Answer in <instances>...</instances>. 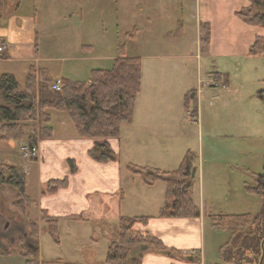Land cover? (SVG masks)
Listing matches in <instances>:
<instances>
[{"label": "crops", "instance_id": "0c3cea01", "mask_svg": "<svg viewBox=\"0 0 264 264\" xmlns=\"http://www.w3.org/2000/svg\"><path fill=\"white\" fill-rule=\"evenodd\" d=\"M22 0H17V2ZM33 13L27 18L31 27L27 38L21 43L0 41L6 47L8 59L0 63L22 64L25 76L39 68L47 70L53 79L78 80L79 75L98 69L102 61L101 46L103 25L110 17L116 25L130 13L138 24L150 28L148 34L157 41L184 39L187 31L195 35L199 44V23L209 26V43L204 49L205 60L213 66V75L228 88V69L241 59L254 64L255 55H263L264 50L250 52L257 38L264 37V27L250 25L236 15V12L248 8L251 0H30ZM3 6L0 5V9ZM183 11L186 12L183 16ZM167 20L168 28L161 31L151 27ZM182 30L179 36L176 27ZM134 41L142 33L138 25ZM263 28V29H262ZM36 41H44L51 52L35 48ZM69 42L75 43L71 48ZM44 50V53L42 51ZM127 55V54H126ZM142 63L141 91L137 96L133 112V121L122 125L118 139L107 141L111 151L117 155L116 161L98 163L88 156L95 142L79 138L75 128L65 112L47 109L50 117L47 124L51 128V137L39 140L38 155L35 161H27L34 181V194H28L29 174L26 173L27 195L34 200L30 207L37 209L35 221L38 226V238L34 252L35 264H105V255L109 240L106 221L120 217H150L146 222L137 221L132 230L143 235L158 238L167 249L191 255L194 261L173 260L166 251H146L140 264H208L218 247L228 239L215 233L207 216H233L255 214L262 201L247 195L242 188L244 182H251L250 174L255 173L257 164L244 162L248 150L241 149L240 161L229 158L225 147L214 145L199 151L195 162L197 189L194 202L199 208V218L160 219L157 217L164 202L165 185L156 182L145 185L137 176L131 175L126 164L140 167L173 171L183 154L176 152L182 135L183 97L190 89H182L177 74L184 72L180 65L173 67L162 64L172 62L175 55L167 53L139 54ZM263 58V57H262ZM236 61L231 63L230 60ZM63 62V64H60ZM12 74L22 85L17 76ZM5 74V73H2ZM90 78V77H89ZM82 81L87 82L89 81ZM234 90V89H233ZM198 96V104L201 95ZM211 104V103H210ZM198 119V113H197ZM198 123V122H197ZM203 124L198 129L202 132ZM208 143L212 137L207 136ZM11 144V143H10ZM180 147V146H179ZM10 150V149H9ZM11 152V150H10ZM260 157V155H258ZM203 158L206 160L205 165ZM75 165L71 172L68 161ZM232 163V164H227ZM204 165V166H203ZM233 170L232 174L228 168ZM244 170L243 175H237ZM247 175V176H246ZM67 178V186L52 195H42L50 180ZM109 205V211L107 210ZM50 217H58L59 246L51 239L42 243L41 212ZM94 224V225H92ZM101 227V238L94 234ZM117 234H115L116 237ZM225 241V242H224ZM50 242V243H49ZM224 242V243H223ZM223 243V244H222ZM222 244V245H221ZM84 250L87 254H84ZM141 250V248H140ZM21 252V253H20ZM20 252L5 250L0 254V264H24ZM198 259V261L196 260ZM216 263V262H215Z\"/></svg>", "mask_w": 264, "mask_h": 264}, {"label": "trees", "instance_id": "16d2710c", "mask_svg": "<svg viewBox=\"0 0 264 264\" xmlns=\"http://www.w3.org/2000/svg\"><path fill=\"white\" fill-rule=\"evenodd\" d=\"M236 15L250 25L264 26V0H251V5L236 12ZM181 30L182 26L178 24L176 27L178 36ZM136 33L137 29L133 28L132 34L126 33L127 38L134 39ZM199 36L202 44L208 45L207 23H199ZM34 45L37 48L36 40ZM256 48L264 50V37L256 39L250 52H255ZM6 59L8 54L4 50L0 54V60ZM141 65L140 58L127 56L122 45L118 48V56L114 58L111 69L92 70L88 83L62 79L59 91L49 89L53 79L44 68L29 72L24 78L23 85H20L12 74H1L0 142L18 146L24 141L23 143L32 147L39 140L50 138L51 128L46 126L50 122V117L45 110L53 109L67 113L80 138L96 141L88 151V156L92 160L98 163L116 161L117 156L111 151L107 141L118 139L120 127L132 123L136 98L141 90ZM256 96L264 108V89L257 91ZM183 101L185 110H188L189 104L192 103V114H195V92L186 93ZM193 157L191 152H186L173 171L130 164L125 166L131 175L139 177L147 186H152L156 182L164 183V202L158 211V218H199V208L193 200L195 193V184L191 177ZM69 167L72 173L75 172L72 161H69ZM0 168L7 173L6 184L18 190V208L26 225L27 240L29 243H36L38 226L27 215V210L34 204V200L26 193V174L19 166L0 163ZM249 178L252 181L244 182V191L261 199L262 205L257 213L207 216L214 231L225 230L228 233L227 242L218 249L219 262L212 264H259L264 253V165L261 172L250 174ZM66 186L67 178L50 180L41 194L52 195ZM149 219L150 217L119 218L117 239L107 246L105 264H140L146 251H166L170 257L180 254L175 249H167L158 238L132 230L135 222H146ZM41 220L52 242L59 246L60 218L50 217L42 211ZM136 248H141L140 252H132V256L129 257L128 253H131L132 249L135 251ZM0 254H4L1 249ZM35 254L26 249V253L20 255L25 259L24 264H35Z\"/></svg>", "mask_w": 264, "mask_h": 264}, {"label": "rangeland", "instance_id": "374dc122", "mask_svg": "<svg viewBox=\"0 0 264 264\" xmlns=\"http://www.w3.org/2000/svg\"><path fill=\"white\" fill-rule=\"evenodd\" d=\"M0 5L3 6L0 9V41L7 44L10 41L21 43L27 38V33L31 28L27 18L29 17L30 21V17L34 14L30 0H22V4L21 1L17 2V0H0ZM185 14L186 12L183 11V16ZM134 25H138L142 29V33L136 41L128 39L126 34H132ZM151 27L161 31L168 28V23L165 19L160 23L153 24ZM102 29L103 41L102 43H95L96 45L100 44L102 47L100 54L102 61L98 62V69H111L113 59L118 56V48L122 45L125 53L129 56H140L139 54H145L146 52L175 55L176 57H174L172 62L162 61L161 63L173 67L179 65L183 67L184 72L182 74L176 73V76L180 77L183 90L188 88L190 90L187 93L189 91L195 92L198 119L197 113L192 114V103L189 104L188 110H185L184 106H182L185 119L183 120L182 135L179 138L180 147L175 148L176 152L181 151L183 155L186 152H191L194 155L193 165L195 167V162L199 158V151H201L202 145L204 149L211 145H214L216 148L225 147L228 150L227 156L235 161L241 160L240 157L242 155L239 152H241V149H246L248 153L244 158V162H248V158L251 157L250 162L252 164L255 162L258 166L255 173L261 172L264 165V108L257 98L256 92L264 89V54L255 55L256 57L252 58L254 59V64L246 63V60L242 58L239 64L234 63L232 67L225 69L230 72L228 76V88L225 91V89L221 88V85L225 84H222L220 81H218L219 87L209 85V81L212 79L211 76L214 74L212 73L213 65L205 60L203 54L207 45H203L200 40L199 44H197L195 35H192L191 31H187L184 39H171L166 42H160L154 37H150L148 32L152 30L140 26L138 20L131 13L130 16L123 18L122 22L117 25L113 21L110 22V17H108ZM47 43L37 41L38 50L43 48L45 44L47 52H51L48 50L50 47L47 48ZM69 45L72 48L75 43L69 42ZM255 51H257L256 54H261L260 49L256 48ZM42 53H44V50ZM235 61V59H232L229 62L233 63ZM60 64H63V62ZM24 69L25 66H22V64L0 63V75L2 73L13 72L21 84L23 83ZM90 74L91 72L87 71L79 75L78 80L86 81L90 77ZM201 88L204 93L201 95L200 103L198 104ZM202 124L203 130L199 132L198 129ZM207 136L212 137V143H208ZM203 161L205 165L206 160L204 158ZM2 162H7L13 166H20L24 169L23 167L26 166L27 160L22 157V151L18 146L14 148L13 144L9 142H0V163ZM24 170L29 174L28 194L32 195L34 194L35 185L30 175L31 169L25 167ZM196 170L193 180L197 189ZM228 172L232 174L233 170L229 167ZM243 174L244 170L240 171L237 175ZM6 178L7 173L0 168V248L1 250L9 249L15 252L26 251L22 239L25 237L24 232L27 229L24 219L21 218L19 213L18 190L7 185ZM242 190L245 194L250 195L244 191V185ZM107 210L109 211V205ZM27 213L29 218L35 221L38 214L37 209L32 208ZM106 222L108 224L109 240L115 241L119 232V219L111 218ZM6 223L8 226L5 228ZM41 229H43L41 232L42 243L45 244V239L50 241V237L48 238L46 227L43 223ZM215 233L223 235L219 236L221 237L220 239L227 235L225 230H216ZM115 234H117L116 237ZM94 235L101 238V235H103L101 227H99V230ZM218 249L219 247L214 253L212 263L219 261ZM84 254H87V251L84 250ZM131 254L132 252H129L128 256H132ZM184 256L185 253L175 254L172 259L186 263L182 260Z\"/></svg>", "mask_w": 264, "mask_h": 264}, {"label": "built area", "instance_id": "2783aa9c", "mask_svg": "<svg viewBox=\"0 0 264 264\" xmlns=\"http://www.w3.org/2000/svg\"><path fill=\"white\" fill-rule=\"evenodd\" d=\"M0 51H1V47H0ZM35 153H36L35 149L32 148V149H31V155H35ZM29 155H30V154H29V150H28V151H26L25 156L28 157Z\"/></svg>", "mask_w": 264, "mask_h": 264}, {"label": "water", "instance_id": "95a60500", "mask_svg": "<svg viewBox=\"0 0 264 264\" xmlns=\"http://www.w3.org/2000/svg\"><path fill=\"white\" fill-rule=\"evenodd\" d=\"M193 174H194V169L192 170L191 176H193ZM28 247L31 248V245H28ZM185 260L192 261V258L191 257H187V258H185Z\"/></svg>", "mask_w": 264, "mask_h": 264}, {"label": "flooded vegetation", "instance_id": "af4514ba", "mask_svg": "<svg viewBox=\"0 0 264 264\" xmlns=\"http://www.w3.org/2000/svg\"><path fill=\"white\" fill-rule=\"evenodd\" d=\"M8 226V224L6 223V225H5V228Z\"/></svg>", "mask_w": 264, "mask_h": 264}]
</instances>
